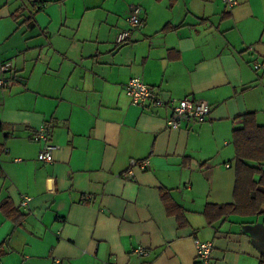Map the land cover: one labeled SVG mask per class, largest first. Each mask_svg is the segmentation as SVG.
Wrapping results in <instances>:
<instances>
[{
	"label": "crops",
	"instance_id": "1",
	"mask_svg": "<svg viewBox=\"0 0 264 264\" xmlns=\"http://www.w3.org/2000/svg\"><path fill=\"white\" fill-rule=\"evenodd\" d=\"M235 1L0 0V264H195L194 239L212 264H264V214L203 215L234 202L239 117L264 127V0ZM132 6L143 23L117 44ZM133 77L205 102L206 121L168 129V109L131 104Z\"/></svg>",
	"mask_w": 264,
	"mask_h": 264
},
{
	"label": "built area",
	"instance_id": "2",
	"mask_svg": "<svg viewBox=\"0 0 264 264\" xmlns=\"http://www.w3.org/2000/svg\"><path fill=\"white\" fill-rule=\"evenodd\" d=\"M227 7H232L236 4L235 0H224ZM141 9L138 6H132L130 13L126 18L129 29L121 32L116 42L122 44L127 41L130 36V32L139 28L143 20L140 17ZM264 67V64H254L255 69ZM0 91L7 89L10 86L11 78V63L4 62L0 64ZM125 94L130 99L132 105L138 107H144L149 105L151 107L168 109L170 111L166 125L168 129L178 130L182 124L197 125L204 123L210 113V107L208 104L202 101L194 100L192 98L164 99L160 94L150 85L144 83L140 78H130L124 85ZM34 139L43 142V146L38 152L37 160L40 163L49 164L53 161L54 146L49 143V129L46 126L39 127L34 135ZM146 170L148 168V162H138L131 160L129 164V170L127 174H131L133 168ZM2 174V166L0 161V177ZM29 198L23 197L20 203L21 207H26ZM193 246L195 250V264H212V252L213 244L210 242H202L198 239L193 240ZM135 252L138 255H145V251L142 249H136Z\"/></svg>",
	"mask_w": 264,
	"mask_h": 264
},
{
	"label": "trees",
	"instance_id": "3",
	"mask_svg": "<svg viewBox=\"0 0 264 264\" xmlns=\"http://www.w3.org/2000/svg\"><path fill=\"white\" fill-rule=\"evenodd\" d=\"M239 119L242 120V128L235 130L232 135L236 159L234 202L222 205L207 204L203 215L209 225L229 215L264 214V127L256 124L254 113H246ZM162 198L167 212L176 216L179 226H185L187 222L183 211L166 192L162 194ZM1 209L10 216L12 210L7 202L1 204Z\"/></svg>",
	"mask_w": 264,
	"mask_h": 264
}]
</instances>
